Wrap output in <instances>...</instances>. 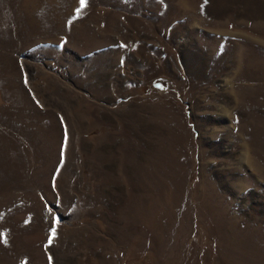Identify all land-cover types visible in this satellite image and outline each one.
<instances>
[{
    "label": "rangeland",
    "instance_id": "obj_1",
    "mask_svg": "<svg viewBox=\"0 0 264 264\" xmlns=\"http://www.w3.org/2000/svg\"><path fill=\"white\" fill-rule=\"evenodd\" d=\"M0 264H264V0H0Z\"/></svg>",
    "mask_w": 264,
    "mask_h": 264
},
{
    "label": "snow or ice",
    "instance_id": "obj_2",
    "mask_svg": "<svg viewBox=\"0 0 264 264\" xmlns=\"http://www.w3.org/2000/svg\"><path fill=\"white\" fill-rule=\"evenodd\" d=\"M80 3V8H84L85 4H86V0H79ZM80 9H77V13H79ZM56 223H58V221H54L53 226L51 228V235L49 237V244H51L53 238L55 237V233H56Z\"/></svg>",
    "mask_w": 264,
    "mask_h": 264
}]
</instances>
